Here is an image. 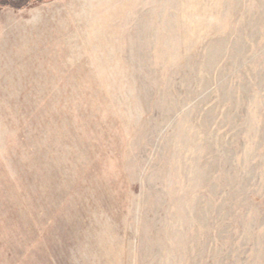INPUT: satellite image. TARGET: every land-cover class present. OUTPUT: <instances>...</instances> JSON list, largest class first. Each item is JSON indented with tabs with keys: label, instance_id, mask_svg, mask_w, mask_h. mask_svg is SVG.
Wrapping results in <instances>:
<instances>
[{
	"label": "rangeland",
	"instance_id": "1",
	"mask_svg": "<svg viewBox=\"0 0 264 264\" xmlns=\"http://www.w3.org/2000/svg\"><path fill=\"white\" fill-rule=\"evenodd\" d=\"M8 1L0 264H264V0Z\"/></svg>",
	"mask_w": 264,
	"mask_h": 264
},
{
	"label": "crops",
	"instance_id": "2",
	"mask_svg": "<svg viewBox=\"0 0 264 264\" xmlns=\"http://www.w3.org/2000/svg\"><path fill=\"white\" fill-rule=\"evenodd\" d=\"M19 35H21V11L3 9L0 13V62L5 61L2 55L19 51L17 46H14L19 44L16 42Z\"/></svg>",
	"mask_w": 264,
	"mask_h": 264
},
{
	"label": "trees",
	"instance_id": "3",
	"mask_svg": "<svg viewBox=\"0 0 264 264\" xmlns=\"http://www.w3.org/2000/svg\"><path fill=\"white\" fill-rule=\"evenodd\" d=\"M6 4L17 6V7L23 5L21 4V0H9Z\"/></svg>",
	"mask_w": 264,
	"mask_h": 264
}]
</instances>
